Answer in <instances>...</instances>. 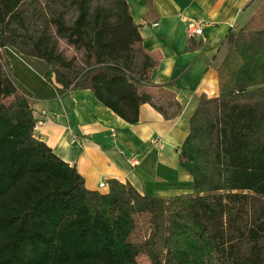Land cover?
<instances>
[{
    "label": "trees",
    "instance_id": "16d2710c",
    "mask_svg": "<svg viewBox=\"0 0 264 264\" xmlns=\"http://www.w3.org/2000/svg\"><path fill=\"white\" fill-rule=\"evenodd\" d=\"M22 1L0 0V264H139L140 255L151 264H264V207L247 225L248 253L227 232L244 218L248 192L264 195V0L228 33L219 93L200 98L180 147L193 191L174 196L143 194L118 178L108 180V192L88 188L77 167L35 134L30 94L13 79L4 52L12 46L45 60V78L60 95L89 88L136 123L142 103L163 109L149 75L153 58L144 52L142 75L130 74L132 45L142 37L127 0H116L115 9L72 0L74 21L56 18L58 32L86 51L81 70L10 27ZM162 92L179 111L175 94ZM138 229L145 236L134 240Z\"/></svg>",
    "mask_w": 264,
    "mask_h": 264
},
{
    "label": "crops",
    "instance_id": "0c3cea01",
    "mask_svg": "<svg viewBox=\"0 0 264 264\" xmlns=\"http://www.w3.org/2000/svg\"><path fill=\"white\" fill-rule=\"evenodd\" d=\"M127 2L139 25L140 47L153 58L149 75L163 111L150 102L142 103L138 121L130 123L100 102L89 88L60 95L56 85L45 78L48 63L26 55L40 70L50 91L37 96L29 93L36 118L35 134L63 160L75 165L90 189L108 192V180L118 178L130 181L143 194L190 193L193 177L179 163L190 117L202 96L218 95V67L229 48L228 33L245 23L262 1ZM205 21L210 23L203 33H193L189 24ZM164 90L175 94L174 100L181 105L179 111L169 104ZM156 137L161 138V146L153 144ZM134 158L140 161L136 166L131 164Z\"/></svg>",
    "mask_w": 264,
    "mask_h": 264
},
{
    "label": "rangeland",
    "instance_id": "374dc122",
    "mask_svg": "<svg viewBox=\"0 0 264 264\" xmlns=\"http://www.w3.org/2000/svg\"><path fill=\"white\" fill-rule=\"evenodd\" d=\"M91 6L92 9L96 6L115 9L116 0H95ZM17 11L19 15L12 19L11 28L16 29L21 34L31 35L35 40L40 41L44 47L53 49L55 53L61 54L71 62L75 69L81 70L85 66V49L69 42L66 37L61 35L55 22L58 16H61L67 24H71L74 21L78 12L72 4V0H23ZM115 18L116 16L113 17V19ZM132 46L130 74L137 79L142 75L146 55L142 47H140V43H133ZM4 52L11 66L12 77L21 88L34 96L49 94V89L42 81V73L32 64L33 61L29 60V56L27 57L20 53L12 46H7ZM42 63L44 62L42 61ZM49 68L48 64L46 71ZM13 98L14 96L8 97L5 101L10 102ZM29 98L31 101L30 96ZM248 193L247 211L244 214V218H240L236 226H227L230 244L239 247L242 253H248L254 244L248 234L247 225H249L254 215L259 212L260 208L264 207V195L250 191ZM144 236V231L138 229L133 235V239L141 240ZM258 243L263 246L264 250V234L259 238ZM138 261L139 264H151L146 255H140Z\"/></svg>",
    "mask_w": 264,
    "mask_h": 264
},
{
    "label": "built area",
    "instance_id": "2783aa9c",
    "mask_svg": "<svg viewBox=\"0 0 264 264\" xmlns=\"http://www.w3.org/2000/svg\"><path fill=\"white\" fill-rule=\"evenodd\" d=\"M210 22H207V21H205V22H203V23H200V22H191L190 24H189V26L191 27V29H192V31H193V33H195V34H198V35H201L202 33H203V31H204V26L205 25H208ZM161 138L160 137H156V138H154L153 140H152V142H153V144L155 145V146H161ZM140 163V161H139V159H137V158H134L133 160H131V164L133 165V166H136V165H138ZM105 186V183L104 182H102V184H101V187H104Z\"/></svg>",
    "mask_w": 264,
    "mask_h": 264
}]
</instances>
